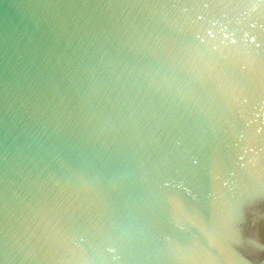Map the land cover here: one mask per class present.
Wrapping results in <instances>:
<instances>
[{"label": "water", "instance_id": "95a60500", "mask_svg": "<svg viewBox=\"0 0 264 264\" xmlns=\"http://www.w3.org/2000/svg\"><path fill=\"white\" fill-rule=\"evenodd\" d=\"M0 264H264V0H0Z\"/></svg>", "mask_w": 264, "mask_h": 264}]
</instances>
